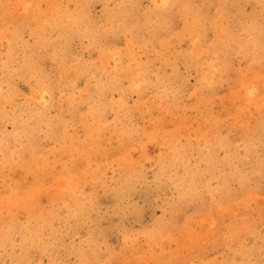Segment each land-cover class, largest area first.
I'll return each instance as SVG.
<instances>
[{"label": "rangeland", "instance_id": "374dc122", "mask_svg": "<svg viewBox=\"0 0 264 264\" xmlns=\"http://www.w3.org/2000/svg\"><path fill=\"white\" fill-rule=\"evenodd\" d=\"M0 28V264H264V0H0Z\"/></svg>", "mask_w": 264, "mask_h": 264}, {"label": "bare ground", "instance_id": "6f19581e", "mask_svg": "<svg viewBox=\"0 0 264 264\" xmlns=\"http://www.w3.org/2000/svg\"><path fill=\"white\" fill-rule=\"evenodd\" d=\"M83 1V0H82ZM91 1V0H90ZM171 1V0H170ZM64 2V1H63ZM74 2V1H73ZM80 2V1H79ZM168 2V1H167ZM35 3V2H34ZM129 3H130V1H129ZM74 4V3H73ZM80 4V3H79ZM123 4V3H122ZM62 5V4H61ZM133 5V4H132ZM166 5V4H165ZM64 8V7H63ZM73 8H74V6H73ZM82 8V7H81ZM72 9V8H71ZM162 9V8H161ZM166 9V8H165ZM76 11V10H75ZM114 12V11H113ZM150 12H152V11H150ZM171 12H172V10H171ZM9 14V13H8ZM65 14H67V12L65 13ZM70 14V13H69ZM73 14V13H72ZM82 14V13H81ZM80 14V15H81ZM109 14V13H108ZM136 14V13H135ZM152 14V13H151ZM156 14V13H155ZM178 14V13H177ZM64 15V14H63ZM77 15V14H76ZM119 15V14H118ZM123 15V14H122ZM147 15V14H146ZM45 16V15H44ZM113 16V15H112ZM4 17V16H3ZM43 17V16H42ZM86 17V16H85ZM111 17V16H110ZM134 17V16H133ZM132 17V18H133ZM149 17V16H148ZM158 17V16H157ZM8 18V17H7ZM46 18V17H45ZM53 18V17H52ZM123 18V17H122ZM141 18V17H140ZM5 19V18H4ZM74 19V18H73ZM124 19V18H123ZM8 20V19H7ZM14 20V19H13ZM41 20V19H40ZM46 20V19H45ZM122 20V19H121ZM165 20V19H164ZM163 20V21H164ZM167 20V19H166ZM169 20V19H168ZM68 21V20H67ZM70 21V20H69ZM89 21V20H88ZM77 22V21H76ZM80 22V21H79ZM78 22V23H79ZM108 22V21H107ZM143 22V21H142ZM150 22H151V20H150ZM6 23V22H5ZM43 23H44V20H43ZM50 23V22H49ZM88 23V22H87ZM110 23V22H109ZM41 24V23H40ZM39 24V25H40ZM62 24V23H61ZM64 24V23H63ZM145 24V23H144ZM166 24V23H165ZM170 24V23H169ZM4 25V24H3ZM7 25V24H6ZM47 25V24H46ZM138 25V24H137ZM167 25H168V23H167ZM44 26V25H43ZM52 26V25H51ZM91 26V25H90ZM155 26V25H154ZM108 27V26H107ZM122 27V26H121ZM138 27V26H137ZM193 27V26H192ZM5 28V27H4ZM66 28H68V27H66ZM90 28V27H89ZM95 28V27H94ZM153 28V27H152ZM155 28V27H154ZM1 29V28H0ZM22 29V28H21ZM78 29V28H77ZM87 29V28H86ZM124 29V28H123ZM147 29V28H146ZM149 29V28H148ZM156 29V28H155ZM154 29V30H155ZM167 29V28H166ZM199 29V28H198ZM38 30V29H37ZM68 30V29H67ZM89 30V29H88ZM158 30V29H157ZM167 30H169V29H167ZM251 30V29H250ZM1 31V30H0ZM68 31H71V30H68ZM132 31V30H131ZM134 31V30H133ZM147 31V30H146ZM17 32V31H16ZM85 32H86V30H85ZM105 32V31H104ZM154 32V31H153ZM152 32V33H153ZM8 33V32H7ZM21 33V32H20ZM81 33V32H80ZM202 33V32H201ZM226 33V32H225ZM66 34V33H65ZM128 34H130V33H128ZM135 34V33H134ZM223 34V33H222ZM227 34V33H226ZM242 34H243V32H242ZM48 35V34H47ZM80 35V34H79ZM83 35V34H82ZM87 35V34H86ZM141 35V34H140ZM11 36V35H10ZM14 36V35H13ZM40 36V35H39ZM114 36V35H113ZM152 36V35H151ZM55 37V36H54ZM11 38V37H10ZM41 38V37H40ZM60 38V37H59ZM253 38V37H252ZM64 39V38H63ZM40 40V39H39ZM43 40V39H42ZM45 40V39H44ZM69 40V39H68ZM158 39H156V41H157ZM48 41H50V40H48ZM255 41V40H254ZM2 42V41H1ZM20 42V41H19ZM257 42H259V41H257ZM97 43V42H96ZM13 44H15V43H13ZM36 44V43H35ZM45 44V43H44ZM57 44V43H56ZM55 44V45H56ZM133 44V43H132ZM226 44V43H225ZM10 45V44H9ZM12 45V44H11ZM51 45H53V44H51ZM67 45H68V43H67ZM33 46V45H32ZM37 46V45H36ZM41 46V45H40ZM47 46V45H46ZM63 47H65V46H63ZM69 47V46H68ZM106 47V46H105ZM13 48V47H12ZM71 48V47H70ZM44 49H45V47H44ZM5 50V49H4ZM68 50H71V49H68ZM254 50V49H253ZM3 51V50H2ZM13 51V50H12ZM46 51V50H45ZM62 52L64 51L63 49L61 50ZM257 51V50H256ZM16 52V51H15ZM31 52V51H30ZM56 54V53H55ZM225 55H227V54H225ZM28 56V55H27ZM42 56V55H41ZM10 57V56H9ZM21 57V56H20ZM43 57V56H42ZM15 58V57H14ZM14 58H13V60H14ZM24 58V57H23ZM44 58V57H43ZM18 59V58H17ZM54 59V58H53ZM12 60V59H11ZM10 60V61H11ZM33 60V59H32ZM41 60V59H40ZM64 60V59H63ZM9 61V62H10ZM42 61V60H41ZM133 61V60H132ZM64 62V61H63ZM16 63V62H15ZM33 63V62H32ZM59 63V62H58ZM34 66V65H33ZM215 67V66H214ZM224 67V66H223ZM62 68V67H61ZM211 68V67H210ZM17 69V68H16ZM209 69V68H208ZM66 70V69H65ZM72 70V69H71ZM209 70H211V69H209ZM9 71V70H8ZM40 71V70H39ZM44 71V70H43ZM69 71V70H68ZM144 71V70H143ZM45 72V71H44ZM92 72V71H91ZM12 73V72H11ZM21 73V72H20ZM25 73V72H24ZM102 73V72H101ZM211 73V72H210ZM35 74H37L36 72H35ZM45 74H46V72H45ZM44 74V75H45ZM7 75V74H6ZM17 75V74H16ZM28 75V74H27ZM131 75V74H130ZM133 75V74H132ZM8 76V75H7ZM40 76V75H39ZM47 76H49V75H47ZM47 76H46V78H47ZM64 76V75H63ZM212 76V75H211ZM15 77V76H14ZM17 77V76H16ZM65 77V76H64ZM131 77V76H130ZM145 77V76H144ZM35 78V77H34ZM49 78V77H48ZM215 78V77H214ZM2 79V78H1ZM64 79V78H63ZM70 79V78H69ZM120 79V78H119ZM137 79V78H136ZM71 80V79H70ZM148 81V80H147ZM144 82V81H143ZM162 82V81H161ZM49 83V82H48ZM132 84H133V82H132ZM147 84V83H146ZM148 85V84H147ZM48 86V85H47ZM63 85H61V87H62ZM76 88V87H75ZM38 89V88H37ZM51 89V88H50ZM44 93V92H43ZM2 94V93H1ZM36 94V93H35ZM43 96V95H42ZM249 96H251V95H249ZM259 96V95H258ZM48 97V96H47ZM4 99V98H3ZM98 99V98H97ZM5 100V99H4ZM80 100V99H79ZM100 100V99H99ZM122 100V99H121ZM51 101V100H50ZM96 101V100H95ZM52 102V101H51ZM78 103V102H77ZM11 104H12V102H11ZM15 105V104H14ZM45 107V106H44ZM15 111V110H14ZM17 112H19V111H17ZM30 113V112H29ZM50 113V112H49ZM93 113V112H92ZM17 114V113H16ZM40 114H41V112H40ZM18 115V114H17ZM39 115V114H38ZM1 116V115H0ZM30 117V116H29ZM38 117V116H37ZM44 118V117H43ZM56 119V118H55ZM38 120V119H37ZM97 120V119H96ZM20 122V121H19ZM18 122V123H19ZM39 122V121H38ZM48 122V121H47ZM23 123V122H22ZM97 123V122H96ZM262 123V122H261ZM18 125V124H17ZM25 127V126H24ZM49 127H51V126H49ZM49 127H48V130H49ZM255 128V127H254ZM219 129V128H218ZM246 129V128H245ZM256 129V128H255ZM14 130V129H13ZM241 130V129H240ZM135 131V130H134ZM96 132V131H95ZM3 133V132H2ZM142 134V133H141ZM240 134V133H239ZM147 135V134H146ZM58 136V135H57ZM96 136V135H95ZM211 136V135H210ZM240 137V136H239ZM209 138V137H208ZM6 140V139H5ZM92 140V139H91ZM134 140V139H133ZM138 140V139H137ZM213 139H210V142L212 141ZM240 140V139H239ZM249 140V139H248ZM23 141V140H22ZM93 141V140H92ZM157 141V140H156ZM261 141H264V140H261ZM120 142H121V140H120ZM119 142V143H120ZM144 142V141H143ZM209 142V143H210ZM221 142V141H220ZM230 142V141H229ZM238 142V141H237ZM254 142V141H253ZM222 143V142H221ZM248 143V142H247ZM90 144V143H89ZM98 144V143H97ZM233 144V143H232ZM129 145V144H128ZM127 145V146H128ZM219 145V144H218ZM221 145V144H220ZM238 145V144H237ZM83 147V146H82ZM122 147V146H121ZM216 147V146H215ZM229 147V146H228ZM246 147V146H245ZM258 147V146H257ZM2 148V147H1ZM20 149V148H19ZM33 149V148H32ZM248 149V148H247ZM22 150V149H21ZM97 150V149H96ZM109 150V149H108ZM124 150V149H123ZM207 150V149H206ZM234 150V149H233ZM261 150V149H260ZM93 151V150H92ZM114 151V150H113ZM128 151V150H127ZM2 152V151H1ZM111 152V151H110ZM258 152V151H257ZM17 153V152H16ZM33 153V152H32ZM94 153V152H93ZM129 153V152H128ZM106 154V153H105ZM112 154V153H111ZM210 154V153H209ZM232 154V153H231ZM255 154V153H254ZM6 155V154H5ZM234 155V154H233ZM242 155V154H241ZM1 156H4L3 154L1 155ZM200 156V155H199ZM237 156V155H236ZM248 156V155H247ZM246 156V157H247ZM31 157V156H30ZM175 157V156H174ZM229 157V156H228ZM202 158V157H201ZM256 158H258V157H256ZM10 159V158H9ZM22 159V158H21ZM24 159V158H23ZM215 159V158H214ZM119 160V159H118ZM178 160V159H177ZM252 160V159H251ZM1 161V160H0ZM175 161V160H174ZM229 162V161H228ZM7 163V162H6ZM10 163V162H9ZM164 163V162H163ZM212 163H214V162H212ZM1 164V163H0ZM20 164V163H19ZM223 164V163H222ZM31 165V164H30ZM136 165V164H135ZM180 165V164H179ZM223 165H225V164H223ZM261 165V164H260ZM21 166V165H20ZM28 166H29V164H28ZM242 166H243V164H242ZM241 166V167H242ZM246 166V165H245ZM259 167V166H258ZM261 168H262V166H260ZM133 168H134V166H133ZM21 169V168H20ZM168 169V168H167ZM213 169V168H212ZM184 170V169H183ZM250 170V169H249ZM136 171H138V170H136ZM163 172V171H162ZM262 172H264V171H262ZM261 172V173H262ZM123 173V172H122ZM160 173V172H159ZM200 173V172H199ZM224 175V174H223ZM259 175V174H258ZM128 176V175H127ZM189 176V175H188ZM254 176V175H253ZM193 177V176H192ZM195 177V176H194ZM225 177V176H224ZM214 178H216V177H214ZM94 179V178H93ZM228 179V178H227ZM246 179V178H245ZM96 180V179H95ZM98 180V179H97ZM232 180H233V178H232ZM250 181V180H249ZM158 182V181H157ZM173 182V181H172ZM190 182H191V180H190ZM215 182V181H214ZM97 184V183H96ZM161 185V184H160ZM16 186V185H15ZM216 186V185H215ZM232 186V185H231ZM186 187V186H185ZM194 187V186H193ZM255 187V186H254ZM126 188V187H125ZM187 188V187H186ZM244 188H245V186H244ZM180 189V188H179ZM249 189V188H248ZM189 190V189H188ZM205 190V189H204ZM221 190V189H220ZM227 192V191H226ZM244 192V191H243ZM180 193V192H179ZM206 193V192H205ZM121 194V193H120ZM193 194V193H192ZM223 194V193H222ZM203 195V194H202ZM116 196V195H115ZM253 196V195H252ZM76 197H77V195H76ZM177 197V196H176ZM239 197V196H238ZM120 198V197H119ZM230 198V197H229ZM177 199V198H176ZM74 200V199H73ZM73 200L71 201V203L73 202ZM200 201V200H199ZM239 201V200H238ZM118 204V203H117ZM173 204V203H172ZM197 205V204H196ZM73 206V205H72ZM173 207V206H172ZM86 211V210H85ZM175 211V210H174ZM8 212V211H7ZM71 213V212H70ZM171 213V212H170ZM174 213V212H173ZM9 216V215H8ZM74 216V215H73ZM171 216V215H170ZM40 219V218H39ZM76 219H77V217H76ZM44 220V219H43ZM42 222V221H41ZM52 223H53V221H52ZM11 224V223H10ZM38 224H40V223H38ZM8 226V225H7ZM11 226V225H10ZM33 226V225H32ZM38 226V225H37ZM46 226V225H45ZM17 227V226H16ZM8 228V227H7ZM7 228H5L6 230H7ZM48 228V227H47ZM26 229V228H25ZM29 230V229H28ZM31 230V229H30ZM20 232V231H19ZM256 232V231H255ZM6 233V232H5ZM253 233V232H252ZM11 235V234H10ZM49 235H52V234H49ZM29 236V235H28ZM31 236H33V235H31ZM6 238V237H5ZM36 238V237H35ZM20 240V239H19ZM50 240V239H49ZM30 241V240H29ZM5 242V241H4ZM28 242V241H27ZM48 244V243H47ZM5 246V245H4ZM23 246V245H22ZM42 246V245H41ZM37 249V248H36ZM94 249V248H93ZM7 250V249H6ZM16 250V249H15ZM1 253V252H0ZM23 253H25L24 251H23ZM97 253V252H96ZM85 254V253H84ZM25 255V254H24ZM5 257V256H4ZM21 257V256H20ZM91 257V256H90ZM93 257V256H92ZM30 259V258H29ZM29 259H27V260H29ZM92 259V258H91ZM95 259V258H94ZM16 262V261H15ZM27 263V262H26ZM11 264V263H10Z\"/></svg>", "mask_w": 264, "mask_h": 264}]
</instances>
